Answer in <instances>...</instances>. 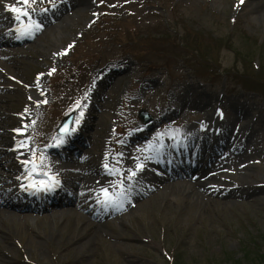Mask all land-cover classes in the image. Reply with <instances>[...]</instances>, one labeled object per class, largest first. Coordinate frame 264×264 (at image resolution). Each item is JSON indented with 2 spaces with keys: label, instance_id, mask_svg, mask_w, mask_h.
Masks as SVG:
<instances>
[{
  "label": "rangeland",
  "instance_id": "1",
  "mask_svg": "<svg viewBox=\"0 0 264 264\" xmlns=\"http://www.w3.org/2000/svg\"><path fill=\"white\" fill-rule=\"evenodd\" d=\"M30 1V6L37 2ZM102 1L106 3L105 0H90L93 4L89 15L69 19L61 29L44 31L41 37L33 38L34 43L19 47L12 57L4 59L5 62L11 61V67L7 66L8 72L5 73H11L14 78L11 80L0 71V134L5 132L9 136L11 129L1 113V106H11V113L15 106L14 109L20 106L19 102L15 104V101L12 105L8 102L3 88L11 87L15 97L25 95L24 89L17 84L23 85L22 82L35 71L39 76L45 74L44 78L58 75L60 85L70 74L67 60H72L70 56L75 51L74 59L87 54L90 61L84 64L86 67L80 62L76 63L80 68L60 89L69 94L66 101L61 103L60 108L58 102H54L52 110L60 116L71 108L69 106L87 83L88 72L97 64L94 62L98 59L100 45L96 42L92 47H81L87 40L79 41L85 38L84 32L89 31L86 29L94 26ZM114 1L113 6L122 2L121 9L115 10L120 14L128 10L136 13L134 21L124 18L122 24L136 23L139 26L134 28L144 32L137 35L132 33L133 54L126 47H118L119 52L124 50L126 53L123 58L132 60V65L123 73V78L127 77L124 82H129L108 92L106 106L115 101V111L119 110V113H106L102 108L93 116V129L101 136L107 135V144L111 146L115 128L123 127V116L130 114L126 108H121L122 103L119 105L126 89L141 90L146 82L150 85L141 90L144 94L133 106L140 104L152 111V123L156 130L148 132L152 133L150 139L166 128L171 130L167 138H179L180 131L186 125L190 126L191 132L197 133L201 128L197 121L201 120L206 122L202 131H224L237 142L238 138L244 139L241 145L247 147L249 154L244 156L229 148L226 152L231 158H222L226 161L221 166L225 174L233 177V180L226 178L222 183L226 189L234 191L227 196L220 192L197 197L183 192L181 183L174 180L168 187L147 190L135 207L108 219L113 227L105 228L107 233L103 235H89L92 242L87 245H82L80 240L86 239L88 227L91 228L95 221L88 220L83 226L87 217H81L80 211L70 208L71 211L58 212L54 216L53 213H44L42 218L0 215V264H254L259 254H264V86L256 82L264 79V0H140L142 5H134L131 0ZM179 19L190 27H185ZM164 22L174 31L169 43L159 38ZM164 55L169 56L170 64L167 66H164ZM174 56L179 57L175 60ZM136 57L156 61L154 65H146L145 60L139 61ZM185 66L192 67L196 73ZM158 70L165 72L161 79L152 77ZM139 76L147 80L138 83L136 78ZM166 82L172 84L168 91L165 88L169 83ZM49 84L46 79L45 86ZM47 88L52 92L45 101L52 102L58 89ZM152 90L154 94L150 92ZM256 92L262 94V98ZM170 103L181 109L179 112L182 114L177 113L174 117L181 121H174L171 117L170 128L169 123L156 124V117L167 112ZM48 104L39 107V115L32 124L38 125L36 131L46 129L39 124L44 107ZM216 117L217 120L213 121ZM130 124L134 125L133 135L138 136L141 126L136 124L134 118ZM211 125L214 129H211ZM5 141L4 138L0 139V147ZM149 142L147 140L123 148L124 168L109 170L111 174L106 176L110 180L107 192L113 191L115 182L125 184L122 188L126 190L128 183L146 181L150 172L145 164L149 163L147 160L152 152L160 146H173L161 139L146 150L144 156H139L141 161L138 163L131 165L126 162L127 157L139 155ZM114 147L116 152L121 148L120 144ZM12 157L4 152L0 154V164L5 166L0 167L1 184L15 175L11 171ZM211 170L213 174L218 172L222 175L220 168ZM91 175L95 176L96 173L92 172ZM205 178V183L213 179ZM238 188H244L245 196L238 195ZM0 210L8 212L1 207ZM171 251L174 256L172 262Z\"/></svg>",
  "mask_w": 264,
  "mask_h": 264
},
{
  "label": "bare ground",
  "instance_id": "2",
  "mask_svg": "<svg viewBox=\"0 0 264 264\" xmlns=\"http://www.w3.org/2000/svg\"><path fill=\"white\" fill-rule=\"evenodd\" d=\"M43 1H48V0H41V2ZM18 4V2H13L11 1L8 5L6 6H1L0 5V27L2 25V23H8L10 22V20L6 19V16L3 14V11H1V7L5 8V9H13V7H16V5ZM92 3L90 2V0H58V2L56 4H52V6H48V7H36L35 9L30 10V12L28 13L27 16H20V19L18 20L17 17L15 19L14 22H10V28L4 30V32L2 34H0V42L1 40L4 43H13L16 44L18 46H21L22 43L24 42H29L30 38L34 37L35 35L38 34H44V30L47 29H53V28H63V23L69 19H74L78 16L83 15L85 12H87L90 7H91ZM20 8V7H19ZM47 13H49L50 15H48ZM63 14H68V15H63ZM24 18L25 21H24ZM56 19H61V25L60 26H53V21ZM27 20L29 21V25L25 26L28 24ZM36 25H39V27H36ZM52 27V28H51ZM41 35V36H42ZM40 36V35H39ZM37 36V37H39ZM40 36V37H41ZM61 36V35H60ZM16 42V43H15ZM35 41L33 40L30 43H34ZM13 44H7L10 47H13ZM121 67H120V62L116 61L114 63H112L105 71L103 77L100 80L101 85L103 86L102 90H104V87L109 86L112 83V78L113 76L117 73L120 72ZM123 77H119V80H117L115 82V84L119 85L122 84L123 82ZM11 99H13V96H10V101H12ZM12 105V103H10ZM173 103H170V105ZM39 108V105L37 103V100L35 99L32 103H30L29 105L25 106L23 109V115L27 118L26 121L20 122V124L18 125V128L20 130H23L25 128H28L31 124H32V119L35 118L37 116V110ZM169 112L176 114L177 110L176 107L169 109ZM87 113V111H86ZM8 123L13 124V120L10 117L6 118ZM7 123V124H8ZM82 131L84 132V129H82ZM81 131V132H82ZM73 132V130H72ZM5 132H2L0 134V139L6 138L8 140V142H10L14 148H16L18 150V147L20 149V154L23 155L24 157L27 154V146H28V142L25 138V136L23 135H16L14 138L11 136H6L4 134ZM170 131H166L164 134H169ZM222 134H226L225 132H222ZM198 135V134H195ZM81 134L78 136V141L81 139ZM85 136V134H84ZM224 136H216L213 139L214 140H221L223 139ZM226 142H228L229 144V148H233V150H237L241 147L242 142L244 141V139L240 140L238 143L236 142V140L232 137V136H227L226 134ZM184 142V141H181ZM247 142V141H246ZM237 143V144H236ZM206 145L210 146V141L207 139L206 140ZM183 147H187V148H191L193 147V145L191 143H182ZM45 147H41L40 150H44ZM215 150H217V148H214ZM227 150V148L225 149ZM205 151L204 145H201L198 149H197V156L199 159H201V157L203 156ZM158 153L165 158L167 156V152L165 150V148H159L158 149ZM217 151H211L209 153V157H211L212 155H216ZM224 157L229 159L231 158V156L225 155ZM139 161H141V159L139 157H127L126 162H128L131 165H134L136 163H138ZM158 163H165L164 160H153L150 170L147 169L148 171H150V175L153 178H157L158 175L156 174V165ZM238 163L241 164V161L238 160ZM51 164H57V162L52 159L50 156L46 154H42V161L41 164H38L40 167H46V169L48 171L51 170V168H53L51 166ZM204 162L201 163L200 168H204L203 170H205V176L204 178H201L199 180H194L193 178L188 180V181H183L180 182L182 187H183V192H186L188 194H193L194 196L196 195L197 197H201L202 195H213L215 193H220L222 195H228L231 193V191H234V189L232 190H228L226 189L224 183H222L224 181V179L226 178H230L233 180V177H228L225 174V170L218 165H214L212 163H206L207 166L203 165ZM122 166H123V161H122ZM220 168L221 169V174L220 175L218 172H215L214 174L212 173V168ZM124 168V166H123ZM158 172V171H157ZM198 172V171H197ZM203 175V173H199V177H201ZM205 177H212L213 179L210 180L209 182L205 183L204 181H206L207 178ZM204 182V183H203ZM150 185L154 186L157 184L158 187H168L170 185H172V183L168 182L165 179H160L157 181V183L154 182H149ZM128 188H126V190H123L122 187H119V190H121L122 192H120V194L118 195V199L116 198H110L109 202H105L108 194L107 192H105V190L107 189V187H109V181L103 177H97V178H86L82 181V183H80L78 185V188L76 190H78L77 194L71 193L70 196H68L67 194H69L68 189H64V192L59 190L58 188H56V191H52V198L50 200H43V203L46 205H49V207H54L55 204L57 203H63V201H68V203H74V206L77 210H82V211H87V209L83 206V203L86 202H91L92 204H94V202H98L99 205L101 207L105 208V211L103 212H98L96 214H92L89 213L90 216H98L100 219L95 223H92L91 228L88 227V233L86 234L87 237L86 239H82L80 240V242L82 243V245H87L90 242H92L91 238L89 237V235H94V237L96 236H100L103 235L104 232L107 233V230H105V228L109 227L112 228L113 224L112 223H108L105 222L103 220V216L105 217H109L112 216L114 214H117L118 212L122 211V209H132L134 207V202H133V198L135 196H131L129 198L128 195V191L130 190L129 187L133 186V183H128ZM180 185V186H181ZM182 189V188H181ZM147 191V190H146ZM178 190H176L177 192ZM237 191H240V193L238 195H240L241 197L244 194V188L242 189H237ZM71 192V191H70ZM144 193V192H143ZM28 194H34L32 192H26V189L24 190V192H19V193H15L13 195L10 196L11 200H15V199H20L22 200V203H24L27 199H29V201H27L28 203H30V206L33 207V203L35 201H40L42 198H38V197H34ZM102 194V195H100ZM37 195V194H34ZM105 195V196H104ZM230 196V195H229ZM245 196V194H244ZM104 197V198H103ZM63 198H65L66 200H64ZM105 199V200H103ZM3 202L10 207H15L18 204H11L10 201H8V199H3ZM53 203V204H52ZM66 211H69V208L66 209ZM64 211H61V213ZM0 215H8L5 214V212L0 213ZM83 216V215H82ZM88 223V221H86L83 224V226H85ZM85 235V236H86ZM77 236V235H76ZM81 236V235H80Z\"/></svg>",
  "mask_w": 264,
  "mask_h": 264
},
{
  "label": "snow or ice",
  "instance_id": "3",
  "mask_svg": "<svg viewBox=\"0 0 264 264\" xmlns=\"http://www.w3.org/2000/svg\"><path fill=\"white\" fill-rule=\"evenodd\" d=\"M29 2H30V0H21V3H23L24 5H28ZM241 2H243V0H241ZM12 10L16 11L18 13L17 19H20L21 15H23V16H27L28 15L27 11H24L22 8H19V7H13ZM36 27H39V25H36ZM105 192H107V190H105Z\"/></svg>",
  "mask_w": 264,
  "mask_h": 264
},
{
  "label": "trees",
  "instance_id": "4",
  "mask_svg": "<svg viewBox=\"0 0 264 264\" xmlns=\"http://www.w3.org/2000/svg\"><path fill=\"white\" fill-rule=\"evenodd\" d=\"M170 38H164V40H169ZM180 48V47H179ZM191 55V54H190ZM194 72L196 73V71L194 70ZM199 74H201V73H199ZM257 82V84H259V85H261V86H264V79H259V80H257L256 81ZM259 263H264V254L263 253H261V254H259V256H258V261L257 262H255L254 264H259Z\"/></svg>",
  "mask_w": 264,
  "mask_h": 264
}]
</instances>
